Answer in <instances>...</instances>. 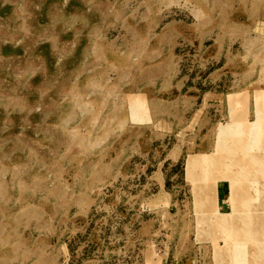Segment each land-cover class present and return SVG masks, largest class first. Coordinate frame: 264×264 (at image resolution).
I'll return each instance as SVG.
<instances>
[{
  "label": "rangeland",
  "instance_id": "obj_1",
  "mask_svg": "<svg viewBox=\"0 0 264 264\" xmlns=\"http://www.w3.org/2000/svg\"><path fill=\"white\" fill-rule=\"evenodd\" d=\"M0 264H264V0H0Z\"/></svg>",
  "mask_w": 264,
  "mask_h": 264
},
{
  "label": "bare ground",
  "instance_id": "obj_2",
  "mask_svg": "<svg viewBox=\"0 0 264 264\" xmlns=\"http://www.w3.org/2000/svg\"><path fill=\"white\" fill-rule=\"evenodd\" d=\"M195 166L193 165V168H194Z\"/></svg>",
  "mask_w": 264,
  "mask_h": 264
}]
</instances>
